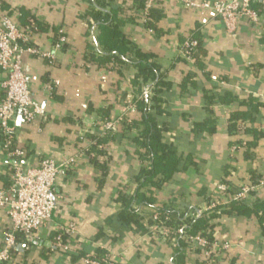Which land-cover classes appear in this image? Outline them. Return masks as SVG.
Returning a JSON list of instances; mask_svg holds the SVG:
<instances>
[{
  "label": "crops",
  "instance_id": "1",
  "mask_svg": "<svg viewBox=\"0 0 264 264\" xmlns=\"http://www.w3.org/2000/svg\"><path fill=\"white\" fill-rule=\"evenodd\" d=\"M143 2L0 0V17L9 16L19 28L30 17L40 24V32L31 40L39 52H52L58 34L66 39L64 48L53 53L52 66L39 56L26 54L23 58L32 101L44 111V117L29 125L17 119L10 123L15 146L25 152L22 163L36 166L41 158L58 164L73 160L57 175L56 209L50 220L38 230L29 250L18 246L9 264H83L82 258L97 254L107 255L115 264L175 263L171 243L151 234L149 226L144 231L109 221L119 210L118 195L135 192L136 177L146 163L136 151L133 138L138 131L129 133L124 128L141 118L135 104L139 95L133 93L131 84L135 67L108 70L85 58L100 52L96 44L99 21L93 17L97 13L106 24L114 14L121 22L123 37L141 53L151 54L164 73L159 88L165 113L157 119L158 126L166 127L163 141L174 143L193 164L169 183L149 189L153 206L136 207L143 226L163 207L191 213L205 209L211 199L222 201L217 185L223 179L237 187L264 178V108L253 122H242L238 135L227 133L229 115L250 110L241 102L250 96L264 102V0H254L259 22L240 21L232 32L210 13L186 9L174 0L155 1L152 10L160 17L154 19V32H150L139 9ZM191 34L199 35L204 54L188 62L178 51ZM3 80L0 70V98ZM107 122L115 125L112 134L116 139L96 145L91 136H103ZM202 123L212 132L195 131V124ZM252 129L261 136L255 146L244 148V143L253 141ZM93 146L101 151L97 160L106 167L105 175L93 164ZM6 162L0 142V190L9 185ZM248 201L263 202L264 187H258ZM213 210L205 212L206 216ZM209 224L214 242L229 245L210 264H264V218L221 215ZM8 225L5 210H0V242ZM69 225L74 232L64 242L68 251H62L54 245V238L60 228ZM184 253L185 264H204L203 253ZM70 255L80 257L72 262Z\"/></svg>",
  "mask_w": 264,
  "mask_h": 264
},
{
  "label": "built area",
  "instance_id": "2",
  "mask_svg": "<svg viewBox=\"0 0 264 264\" xmlns=\"http://www.w3.org/2000/svg\"><path fill=\"white\" fill-rule=\"evenodd\" d=\"M156 0H145L143 14L144 21L148 11L154 6ZM186 9L204 11L219 20L225 28L232 32L240 21L257 24L259 14L252 9V0H174ZM150 31V30H149ZM152 32V31H150ZM37 34V28L32 21L24 28H19L9 16L0 17V70L4 74L1 83L0 98V136L2 150L6 157V168L9 185L0 190V210H5L9 225L1 234L0 242V264H9L13 253L18 249L17 237L21 236L24 249L29 250L33 245L38 230L51 218L56 209V201L53 196L54 184L60 168L73 163L70 160L64 164H58L51 158H41L36 166H25L22 163L25 152L14 146L13 128L10 123L16 119L25 125L32 124L44 117V111L32 101V94L27 83L24 70L23 58L26 54L39 56L45 59L49 66L54 64V52L58 51L66 42L64 36L53 45L52 52L41 53L31 45L32 38ZM197 47V42L187 38L178 55L184 60L192 61V54ZM51 90V88H49ZM152 85L143 86L138 100L148 104L152 95ZM104 133H115L116 127L112 123L103 125ZM233 175V174H232ZM258 187H264V178L257 185L252 183L233 187L231 183H219L217 190L222 194L223 200L211 199L205 209H196L186 214L184 219H198L208 210L226 206L232 201L249 200V196ZM153 224L150 233L160 237L163 241L175 243L178 238L190 245L191 250H200L205 256L204 264H210L212 258L218 252L227 250L228 244L218 245L216 242H208L206 239L196 235L191 236L187 232V225L180 229L170 231L164 227L160 214L154 212L151 217ZM74 227L69 225L60 228L59 234L54 238V245L62 251H68V246L63 242L73 235ZM174 236L171 239L170 236ZM173 246V245H172ZM83 264H115L107 255L97 257L86 256L82 258Z\"/></svg>",
  "mask_w": 264,
  "mask_h": 264
},
{
  "label": "trees",
  "instance_id": "3",
  "mask_svg": "<svg viewBox=\"0 0 264 264\" xmlns=\"http://www.w3.org/2000/svg\"><path fill=\"white\" fill-rule=\"evenodd\" d=\"M256 2L252 0L251 7L254 8ZM144 2L140 6V10H143ZM99 14L94 15V19L99 21V33L96 36V44L100 49V52H94V54L86 55L90 62L95 63L98 66L105 67L106 69H114L115 67H124L126 65H133L136 69V74L134 79L131 81L133 87V93L137 96L140 95L143 86L148 84L152 85V95L149 99V106L145 103L136 100L135 104L137 109H139L141 118L139 121H133L131 124L125 125V130L131 133V130H137L138 134L134 137V143L137 147V153L142 162L146 163V166L141 167L139 174L136 177L137 188L135 192L131 195L129 194H119L116 201L119 203V210L114 216H112L109 221L118 223L126 227H137L140 230L145 229L147 226L151 227L153 224L150 218L149 223L145 226L142 224L141 216L138 215L136 207L142 206H153L154 197L149 189L159 188L164 184L169 183L174 175L179 172H183L187 167L193 166L189 158L183 157L178 148L174 143H169L163 141V133L166 131V127H159L157 119L165 113L162 108V91L159 88L163 85L162 79L164 78V73L161 72L159 66L153 62V56L151 54L141 53L133 44L126 40L119 27L121 22L116 20L113 16V20L106 24L103 19L99 18ZM155 14V15H154ZM159 13L153 12L152 8L148 11L146 16V21L144 22V27L152 32H154V19L160 17ZM99 18V19H98ZM29 21H32L36 28L37 33L40 32V24L35 21L34 18L30 17L25 25H29ZM61 37L58 34L54 44ZM190 39L197 42V47L192 54V60H198L199 56L204 54L202 48V42L199 39L198 34L189 35ZM53 44V45H54ZM53 47V46H52ZM64 45L59 49H63ZM58 50V51H59ZM93 50V49H92ZM210 102L211 99L207 98ZM223 99V98H222ZM226 98L222 102H227ZM243 105H248L250 110L246 113L233 112L229 115L227 127V133L230 136H236L239 134L242 128V122L247 120L253 122L255 115L258 113L260 108H264V102L259 101L256 98L250 96L247 101L241 102ZM206 123L195 124L194 129L204 130L212 132V128H205ZM251 134L253 141L249 143H244V148H249L255 146L257 139L261 136V133L252 129ZM92 139L96 141V145L104 143L108 139H116L114 134L105 133L103 136L99 134H93ZM0 142H3L0 136ZM15 146V143H14ZM94 153L93 164L97 170H100L103 175L106 173V167L100 164L97 157L100 156L101 151L96 150V146L91 148ZM226 178V177H225ZM257 180V179H256ZM252 182L253 185H257L258 181ZM224 183H228L227 179H223ZM230 183V182H229ZM160 214L161 221L164 222V227L170 231H175L180 229L183 225H187V232L191 236H200L206 239L208 242H213L212 238V228L213 226L209 224L210 220L218 218L221 215L235 216V217H249L255 215L260 218H264V201L250 204L248 200L244 201H232L226 206L218 207L213 210L208 216L207 213L202 214L198 219H184L183 217L188 213L174 212L166 207L160 208L157 211ZM152 217V216H151ZM144 227V228H143ZM171 239L174 236H170ZM66 237H63V242H65ZM18 244L24 246V242L21 236L17 237ZM168 243H171L168 241ZM173 245V244H172ZM191 250L190 245L185 241L178 238L175 239L173 245V255L174 264H185V251ZM198 253H202L200 250H195ZM17 254V250L13 255ZM104 255V254H103ZM97 257L102 256L97 254ZM71 261L75 262L79 259L78 255H70Z\"/></svg>",
  "mask_w": 264,
  "mask_h": 264
},
{
  "label": "rangeland",
  "instance_id": "4",
  "mask_svg": "<svg viewBox=\"0 0 264 264\" xmlns=\"http://www.w3.org/2000/svg\"><path fill=\"white\" fill-rule=\"evenodd\" d=\"M173 245H174V243H173Z\"/></svg>",
  "mask_w": 264,
  "mask_h": 264
}]
</instances>
